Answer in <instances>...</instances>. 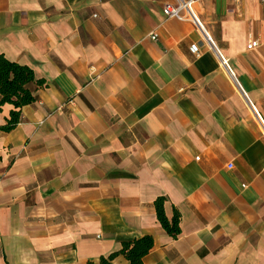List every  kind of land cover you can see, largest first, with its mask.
I'll return each mask as SVG.
<instances>
[{
    "label": "crops",
    "instance_id": "obj_1",
    "mask_svg": "<svg viewBox=\"0 0 264 264\" xmlns=\"http://www.w3.org/2000/svg\"><path fill=\"white\" fill-rule=\"evenodd\" d=\"M176 3L0 0V55L45 82L0 130V264L97 263L145 235L143 264H264V0H192L194 23L163 16Z\"/></svg>",
    "mask_w": 264,
    "mask_h": 264
},
{
    "label": "trees",
    "instance_id": "obj_2",
    "mask_svg": "<svg viewBox=\"0 0 264 264\" xmlns=\"http://www.w3.org/2000/svg\"><path fill=\"white\" fill-rule=\"evenodd\" d=\"M34 83L38 87L45 85V82L36 79L33 71L25 66L7 60L0 55V110L4 105H10L5 124L0 126L2 132L8 133L13 130L21 120V108L36 100V97L28 90L27 84ZM166 198L159 196L154 200L156 219L162 230L172 239L180 235V215L174 210L171 218L165 213ZM153 247V238L145 235L121 243L120 248L106 257H100L97 263L87 262L85 264H113V259L122 255L129 264H143V258Z\"/></svg>",
    "mask_w": 264,
    "mask_h": 264
},
{
    "label": "built area",
    "instance_id": "obj_3",
    "mask_svg": "<svg viewBox=\"0 0 264 264\" xmlns=\"http://www.w3.org/2000/svg\"><path fill=\"white\" fill-rule=\"evenodd\" d=\"M192 0H177L176 4H164L161 7V12L165 18H176L178 20H189L194 23L193 15L191 14L188 3ZM150 38L156 40L157 34L155 32L151 33ZM257 46V41H250L247 43L246 48L248 50L254 49ZM220 65L224 67L223 61L220 62ZM259 122V121H258ZM259 126L262 129L264 137V127L261 123ZM22 151L17 153V156L21 154ZM228 169L232 168V165H227Z\"/></svg>",
    "mask_w": 264,
    "mask_h": 264
}]
</instances>
